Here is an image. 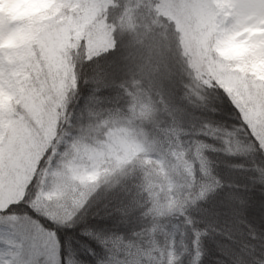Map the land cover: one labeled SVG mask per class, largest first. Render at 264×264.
Here are the masks:
<instances>
[{"label":"clouds","instance_id":"1","mask_svg":"<svg viewBox=\"0 0 264 264\" xmlns=\"http://www.w3.org/2000/svg\"><path fill=\"white\" fill-rule=\"evenodd\" d=\"M35 3L47 20L30 54L24 44L21 61L4 64L0 95L3 120L14 122L25 147L35 152L47 144L21 174L15 214L26 216L27 208L51 223L45 232L56 248L57 232L94 240L99 251L88 247V259L66 240L74 264H149L143 236L152 232L154 207L120 169L135 147L127 130L142 123L141 107L128 93L139 92L158 120L168 107L182 114L179 138L163 150L180 187L161 207L162 223L182 234L187 255L174 248L163 264H264V122L255 118L259 112L264 120V59L243 43L251 37L264 46V0H150L153 31L166 38L149 44H133L106 0ZM68 18L83 32L78 40L72 32L71 47L60 52ZM101 29L103 51L94 42ZM105 62L120 73L107 103L98 95V77L108 75ZM12 134L5 123L0 151ZM134 199L142 204L130 209ZM171 243L165 240L166 253ZM64 260L68 264V256Z\"/></svg>","mask_w":264,"mask_h":264},{"label":"trees","instance_id":"2","mask_svg":"<svg viewBox=\"0 0 264 264\" xmlns=\"http://www.w3.org/2000/svg\"><path fill=\"white\" fill-rule=\"evenodd\" d=\"M109 6L114 15L120 16L124 33L134 38L133 44L137 41L149 44L154 39L166 38L164 34L157 36L153 31L156 25L153 23L149 0H111ZM102 66L108 75H105L104 72L100 73L98 77L100 82L98 95L103 102L107 103L116 91L113 81L120 79V73L116 65L108 67L105 62ZM128 96L133 105L141 107L142 123L138 121L140 124L139 128L127 130L133 137L131 142L135 147L127 158L120 162L121 175L134 190L138 191L142 196L147 195L148 203L154 207V211L149 214V218L152 220V232L150 236H143L145 247L149 249V252H144L143 258L149 264H153V262L155 264H163L165 255L171 256L174 248H179L182 255H187V245L183 240L182 234L176 232L171 225L162 223L165 213L161 207L165 205V202L169 205L171 204L175 199L173 192L180 187L178 183L179 173L164 158L163 150L170 141L179 138V125L182 114L178 108L168 107L161 110L160 115L163 119L158 120L147 97L139 92L133 93L131 91ZM237 150H239V147ZM229 196H231V193H229ZM14 203L15 201L10 202L4 208ZM141 204L142 201L140 199H134L130 209L133 206H141ZM233 208H235V205H233ZM255 215L258 218V212ZM88 226L99 229L103 227V224L90 222ZM64 239L69 241L74 248L79 249L85 259L89 258L86 251L88 247L99 251L94 240L87 235H78L76 232L65 233ZM166 239L172 242L168 247L167 253L165 251ZM113 243L118 248L121 241L114 237ZM258 247L257 245V249ZM49 249L52 264H59V261L55 258L57 248L53 241ZM257 249L252 250L255 255H258ZM67 251L68 264H74V259L70 255L72 249H67ZM192 264H197V262L193 260Z\"/></svg>","mask_w":264,"mask_h":264},{"label":"rangeland","instance_id":"3","mask_svg":"<svg viewBox=\"0 0 264 264\" xmlns=\"http://www.w3.org/2000/svg\"><path fill=\"white\" fill-rule=\"evenodd\" d=\"M110 4L111 0H106L105 6L107 7ZM163 14L168 15L166 12ZM169 19H173V17L169 15ZM46 20L47 17L41 15L35 0H0V95L4 94V64L7 63L10 68L17 65L21 61L18 49L24 44L29 45L30 54V46L37 43V33L44 27ZM61 22L65 21L62 20ZM67 22L69 30L65 31L63 42L59 45L60 52H66L67 47H71L69 37L72 32L77 33V40L83 32L81 27L75 26L71 18H68ZM236 35L238 34L233 33V36ZM105 38L102 29L97 30L94 42L100 51H103ZM243 43L251 56L257 58V60L264 59V46L253 43L251 37ZM237 67L240 66L237 65ZM19 75L18 71L11 72V76L18 77ZM4 107L0 104V129L7 123V127L13 134L8 140V147L0 151V208H4L6 204L19 198L18 186L22 172L29 166H34V161L39 158L43 147H47L45 143L42 147L37 148L35 152L29 151L23 142L19 140L13 127L14 122L3 120ZM8 111H11L10 106H8ZM255 118L258 122H264V120H261L259 112L255 114ZM27 134L31 135V130H27ZM47 138L51 139V136L48 135ZM18 143L19 147H17ZM47 243L48 247L51 248L52 241L49 236Z\"/></svg>","mask_w":264,"mask_h":264},{"label":"snow or ice","instance_id":"4","mask_svg":"<svg viewBox=\"0 0 264 264\" xmlns=\"http://www.w3.org/2000/svg\"><path fill=\"white\" fill-rule=\"evenodd\" d=\"M20 205L9 204L7 213H0V264H51V252L48 247V233L53 225L40 219L30 209L26 216L15 214ZM60 245L57 254L59 264H66L67 241L64 234L57 232Z\"/></svg>","mask_w":264,"mask_h":264}]
</instances>
